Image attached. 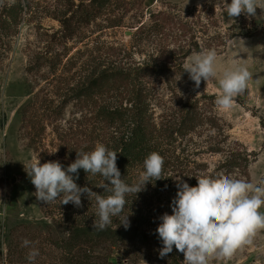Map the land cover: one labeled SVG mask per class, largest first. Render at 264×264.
Instances as JSON below:
<instances>
[{"label":"rangeland","instance_id":"1","mask_svg":"<svg viewBox=\"0 0 264 264\" xmlns=\"http://www.w3.org/2000/svg\"><path fill=\"white\" fill-rule=\"evenodd\" d=\"M17 1L0 0V17L12 25L0 48V264H87L85 249H92V260L100 264H170L172 258L183 264V253L175 247L160 258L162 247L153 244V237L146 246L127 247L123 255L108 247H63L73 226L66 214L78 208L37 200L25 167L38 158L41 164L72 163L77 152L91 151L97 142L108 147L109 130L96 111L113 104L115 96L119 101L125 97L117 89L88 98L76 93L103 72L135 74L149 63L164 68L163 74L139 76L134 85L149 95L157 114L181 97L202 99L220 128L205 129L200 139L216 135L221 140L224 132L252 154L251 181L264 179V10L232 20L215 8L217 0H23L24 11L16 15L12 6ZM98 7L100 13L89 22H78V9ZM153 14L159 15L156 21ZM204 48L217 51L218 75L232 60L252 73L245 94L228 111L214 103L215 81L207 86L202 80L196 88L183 69ZM166 57L180 60L165 64ZM204 147L197 157L212 172L223 155L205 153ZM177 190L174 180L158 196L152 193L153 201L138 199L147 218L145 232L156 234L159 218L172 212ZM86 196L81 200L96 209L95 200ZM24 239L32 243L23 247ZM32 248L40 254L30 262ZM209 264H264V230L230 259Z\"/></svg>","mask_w":264,"mask_h":264},{"label":"clouds","instance_id":"2","mask_svg":"<svg viewBox=\"0 0 264 264\" xmlns=\"http://www.w3.org/2000/svg\"><path fill=\"white\" fill-rule=\"evenodd\" d=\"M215 8L232 20L241 14L255 17L257 8L264 10V0H231L230 3L217 0ZM217 59L214 48H204L194 52L183 69L196 88L202 80L207 86L215 81L218 88L214 103L218 110L228 111L236 98L245 94L252 73L245 64L232 60L218 75ZM117 153L97 142L93 150L77 152L75 161L67 168L59 161L41 164L38 158L25 169L36 189L37 200L47 204L71 202L80 207L82 194L91 202L94 199L98 219L94 220L93 229L103 231L113 223V217H119L124 211L129 194L136 196L149 182L162 179L164 158L153 151L144 159L137 179L126 183L117 167ZM79 169L92 176L100 175L102 180L95 187L108 194H98L87 185L78 186L75 179H78ZM72 174H77L75 179ZM195 177L196 186H190L179 175L175 177L178 190L172 200V212L164 213L156 228L163 245L159 256L164 258L175 247L183 253V264L230 259L238 249L250 245L259 230H264V211L261 210L264 209V179L252 182L223 173ZM127 217L120 223L126 229L130 227ZM31 243L24 239L22 246L28 247ZM39 254L38 249L32 248L27 254L28 261L33 262Z\"/></svg>","mask_w":264,"mask_h":264},{"label":"trees","instance_id":"3","mask_svg":"<svg viewBox=\"0 0 264 264\" xmlns=\"http://www.w3.org/2000/svg\"><path fill=\"white\" fill-rule=\"evenodd\" d=\"M12 9L16 15L17 13L21 14L24 11L23 0L14 3ZM76 13L79 14L78 22L84 24L100 13V7L90 10L78 9ZM158 17L159 15L156 14L151 16L153 21H156ZM181 26L185 28L187 25L181 24ZM11 29L12 25L7 23L5 18L0 17V48H3L4 38H7ZM179 60L174 57H166L163 62L174 64ZM163 70L164 68L158 67V65L145 63L135 74L124 71L103 72L92 77L87 84L78 89L76 93L78 97L103 96L112 89L119 90L120 95L125 97L124 100L119 101L115 96L113 104L99 106L96 116L104 128L109 130L108 148L118 152L117 167L121 172V178L126 183L131 184L137 179L139 171L142 170L144 159L153 151L158 152L164 158V166L162 179L149 182L145 189L137 193L136 196L129 194L126 197L127 204L124 211L119 217L112 218L113 223L106 230L93 229V222L98 219L96 209L93 208V210L85 200H81L82 206L77 207V211L73 210L71 214H66L68 219L73 221V226L69 237L63 241V247H108L107 250L113 248L123 255L127 247L146 246L151 237H153V244L156 247H162L157 233L150 235L142 228L143 219L147 218L142 208L137 204L140 197L146 196V200L152 199L153 201L150 195L154 193L158 196L157 194H160L166 185L169 186L173 183L177 175L189 180L190 186L197 185L195 176L217 173L251 181L249 168L253 162L252 154L242 144L230 141L224 132L221 134L223 137L221 140L216 135H208L204 140L200 139L205 129L213 133L217 128H220L218 117L212 110H209L210 107L202 105V99L181 97L172 102V107L165 108L157 114L152 107L149 95L134 85L139 76H160L163 74ZM119 92L117 93L119 94ZM203 146H205V153H221L223 155V160L212 172L208 171L209 164L197 157L202 152ZM59 162L65 168L71 164L67 161ZM72 175L75 179L77 174ZM101 180L100 175L92 176L85 173L83 169H79L78 179H75V182L80 187L87 185L93 189L97 188L95 186ZM96 190L99 191L98 194H108L103 193L102 188ZM153 205L154 203H152ZM126 216L130 222V227L127 229L123 224H120ZM84 251L83 258L87 264H100L94 259L92 260L94 254L92 249ZM170 261V264H179L175 258Z\"/></svg>","mask_w":264,"mask_h":264}]
</instances>
